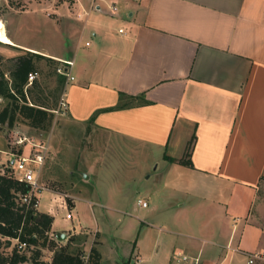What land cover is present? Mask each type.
<instances>
[{"label": "crops", "instance_id": "crops-1", "mask_svg": "<svg viewBox=\"0 0 264 264\" xmlns=\"http://www.w3.org/2000/svg\"><path fill=\"white\" fill-rule=\"evenodd\" d=\"M74 1L83 22L68 54L42 50L74 62L65 113L150 151L160 169L143 215L107 210L112 223L135 218L124 226L135 244L105 261L100 240L102 263L248 264L264 251V0ZM189 150L193 167L181 163Z\"/></svg>", "mask_w": 264, "mask_h": 264}, {"label": "rangeland", "instance_id": "rangeland-1", "mask_svg": "<svg viewBox=\"0 0 264 264\" xmlns=\"http://www.w3.org/2000/svg\"><path fill=\"white\" fill-rule=\"evenodd\" d=\"M74 3V0H0V69L8 79L16 59L32 52L17 49L18 43L30 44L37 48V52L32 53L48 58L51 57L42 50H59L68 54L72 35L77 31L76 24L83 22L79 13L75 12ZM5 34H11L12 40ZM56 61L57 64L53 65L47 60L37 62V85L29 86V103L46 104L53 113L52 121L46 129L32 128L22 117L12 128L0 124V173L11 166V153L19 154L13 145L16 136H25L34 143L46 145L48 153L40 184L47 191H44L41 208L36 212H47L44 204H52L49 196H58L52 217L55 218V226L59 231L53 233L51 230L48 234L49 242L53 240L60 247L65 246L73 235L86 237L84 245L80 244L83 246L82 254L86 261L91 251V243H94L92 248L97 247L102 240L105 261H120L135 244H129L126 240L127 231L124 228L127 218L131 217L119 214L113 217L115 220L112 223L111 219H106L107 210L110 206L118 210L130 206L135 215H143L145 210L139 208L138 201L154 185L160 172V169L157 170L159 161H156V156L150 151H137L132 145L129 146L116 136L96 130L90 124L71 122L61 107L64 87L59 82L61 74L56 72L57 68L65 70L66 66L63 62ZM1 99L0 112L7 103L4 98ZM105 161L108 167L105 166ZM61 200L72 210V221L66 219L67 211L60 207ZM90 203H93L92 206ZM91 208L99 209L103 215V236L92 227L95 221ZM132 218L131 220L135 219ZM110 222L111 228L107 229L105 225ZM62 235L66 238L62 239ZM3 239L0 236L1 251L6 248ZM44 242L45 236L40 237L39 245ZM49 242L47 248H42L41 256V260L47 263L54 256V252L48 247ZM86 248L90 249L89 254Z\"/></svg>", "mask_w": 264, "mask_h": 264}, {"label": "trees", "instance_id": "trees-1", "mask_svg": "<svg viewBox=\"0 0 264 264\" xmlns=\"http://www.w3.org/2000/svg\"><path fill=\"white\" fill-rule=\"evenodd\" d=\"M41 60H47L51 65L57 64L54 59L27 52L16 59L14 67L9 72V79L0 69V97L7 101L0 112L1 125L12 128L20 117L24 118L30 127L36 129H46L51 123L53 116L51 108L39 102H32L33 105L29 103L31 89L27 88L28 75L37 72L36 63ZM1 61L0 55V65ZM59 76V82L64 87L66 78L63 75ZM32 85L36 86L37 82ZM124 98L125 95H121V104L118 108L123 107ZM181 163L193 167L190 150ZM29 191L30 187L27 184L16 179L12 168L9 167L4 173H0V236L6 242V248L0 250V264H103L97 247L91 249L88 260L85 261L82 245L86 237L73 235L65 246L60 247L53 240L49 242L48 234L52 230L54 218L46 213L38 214L21 204V196ZM44 236L45 242L40 246L39 238ZM16 239L25 242L27 246L20 249ZM48 242V247L54 252L50 263L41 260L42 248H47Z\"/></svg>", "mask_w": 264, "mask_h": 264}, {"label": "built area", "instance_id": "built-area-1", "mask_svg": "<svg viewBox=\"0 0 264 264\" xmlns=\"http://www.w3.org/2000/svg\"><path fill=\"white\" fill-rule=\"evenodd\" d=\"M113 10L116 9L113 8ZM120 32H123V30H121ZM63 63L66 66L65 70L58 68L57 72L58 74H61L66 78L67 84L70 81L74 80V77L72 76L74 62L65 61ZM38 77V72L30 73L28 75L27 88L31 86ZM1 100L2 99L0 97V101ZM61 107H63L64 110L67 108V105L63 99L61 101ZM13 145L18 149L19 154L16 155L14 153H11L14 163L11 164L10 168H12L16 179L24 182L30 187L29 193L21 196V204L26 205V207L36 211L37 209H39L41 196L44 194V191H47V189L40 184V178L42 175L43 166L45 165L48 147L43 144L34 143L25 136H16ZM138 205L141 208H147L148 202L141 199L138 201ZM60 207L67 211L66 219L72 221L74 218V214L72 210H69L67 203L61 201ZM16 242L19 243L20 249H23L27 246L25 242H21L19 239H16ZM183 260L187 261L188 258L184 257ZM247 263L264 264V251L248 253Z\"/></svg>", "mask_w": 264, "mask_h": 264}, {"label": "water", "instance_id": "water-1", "mask_svg": "<svg viewBox=\"0 0 264 264\" xmlns=\"http://www.w3.org/2000/svg\"><path fill=\"white\" fill-rule=\"evenodd\" d=\"M14 163V161H12V164ZM66 237H65V235H62V239H65Z\"/></svg>", "mask_w": 264, "mask_h": 264}]
</instances>
